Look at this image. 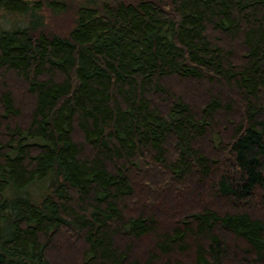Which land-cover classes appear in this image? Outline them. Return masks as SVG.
Listing matches in <instances>:
<instances>
[{"label":"trees","instance_id":"16d2710c","mask_svg":"<svg viewBox=\"0 0 264 264\" xmlns=\"http://www.w3.org/2000/svg\"><path fill=\"white\" fill-rule=\"evenodd\" d=\"M77 3L0 0V264H264V0Z\"/></svg>","mask_w":264,"mask_h":264},{"label":"rangeland","instance_id":"374dc122","mask_svg":"<svg viewBox=\"0 0 264 264\" xmlns=\"http://www.w3.org/2000/svg\"><path fill=\"white\" fill-rule=\"evenodd\" d=\"M56 0H42L43 9L41 12L44 13V21H45V31L51 33L58 34H66L75 23L76 18V10H77V1L78 0H61L69 3L64 9L60 11H54L49 7V3L54 2ZM127 1H137V0H127ZM1 17V16H0ZM2 19L6 23L16 22L19 17H6L4 18L2 15ZM25 22V18H24Z\"/></svg>","mask_w":264,"mask_h":264}]
</instances>
